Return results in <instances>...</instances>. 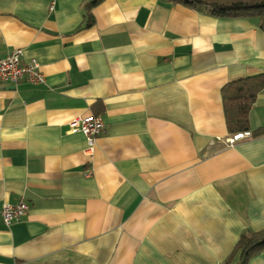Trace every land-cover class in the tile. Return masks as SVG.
<instances>
[{
    "label": "crops",
    "instance_id": "0c3cea01",
    "mask_svg": "<svg viewBox=\"0 0 264 264\" xmlns=\"http://www.w3.org/2000/svg\"><path fill=\"white\" fill-rule=\"evenodd\" d=\"M93 1L0 0V59L21 48L45 75L0 81V264H224L264 229V135L227 144L222 96L264 72V31L170 0ZM92 114L89 145L69 124Z\"/></svg>",
    "mask_w": 264,
    "mask_h": 264
},
{
    "label": "trees",
    "instance_id": "16d2710c",
    "mask_svg": "<svg viewBox=\"0 0 264 264\" xmlns=\"http://www.w3.org/2000/svg\"><path fill=\"white\" fill-rule=\"evenodd\" d=\"M100 0H94L93 4ZM217 17H254L264 31V0H170ZM93 23L88 15L85 26ZM264 90V72L234 80L222 88L226 123L230 135L251 132L250 110L258 94ZM96 115V114H95ZM251 137L264 135V126L251 132ZM264 251V229L242 234L231 255L224 264H248L256 254Z\"/></svg>",
    "mask_w": 264,
    "mask_h": 264
},
{
    "label": "built area",
    "instance_id": "2783aa9c",
    "mask_svg": "<svg viewBox=\"0 0 264 264\" xmlns=\"http://www.w3.org/2000/svg\"><path fill=\"white\" fill-rule=\"evenodd\" d=\"M57 0H51L50 9L54 10ZM23 50L16 48L9 52L5 57L0 59V81L8 83H18L22 80H27L31 83L45 82V75L40 69V64L37 59L33 58L27 63H23ZM72 132H83L88 140L89 145H93L102 132H104L105 124L100 115H89L86 117H77L70 122ZM250 131L239 132L230 135L226 143L233 144L237 140L251 136ZM28 204L23 201L19 204H5L2 215L7 224L15 220H19L28 210Z\"/></svg>",
    "mask_w": 264,
    "mask_h": 264
}]
</instances>
